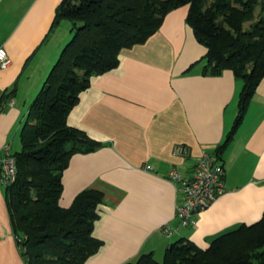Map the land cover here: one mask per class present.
I'll return each mask as SVG.
<instances>
[{
	"label": "crops",
	"instance_id": "obj_1",
	"mask_svg": "<svg viewBox=\"0 0 264 264\" xmlns=\"http://www.w3.org/2000/svg\"><path fill=\"white\" fill-rule=\"evenodd\" d=\"M61 1L0 0V48L11 60L0 70L2 91L20 90L32 99L43 85L73 34L68 21L50 34ZM188 10L170 12L144 44L120 53L116 68L92 77L67 117L69 126L103 144L74 154L62 176L61 207L85 189L104 193L93 232L102 246L85 264H126L147 253L161 262L174 242L188 239L206 249L219 235L264 214L263 78L222 154L224 194L194 225L184 227L176 218L182 197L168 175L176 169L190 177L195 160L224 142L242 86L231 70L204 73L207 49L186 22ZM8 113L0 112V151L12 154L15 122ZM180 148L185 153L177 154ZM8 212L0 186V264H26ZM166 225L172 227L169 236Z\"/></svg>",
	"mask_w": 264,
	"mask_h": 264
},
{
	"label": "trees",
	"instance_id": "obj_2",
	"mask_svg": "<svg viewBox=\"0 0 264 264\" xmlns=\"http://www.w3.org/2000/svg\"><path fill=\"white\" fill-rule=\"evenodd\" d=\"M184 6L189 8L187 24L207 49L204 73L231 70L242 84L233 127L212 152L223 160L264 78V0H62L50 34L68 21L72 38L31 104L33 120L21 132V152L13 154L18 177L4 188L26 264H85L102 246L93 235L102 191L85 189L68 208L60 206L62 176L71 157L103 145L69 126L67 117L92 77L116 68L124 49L144 44L170 12ZM9 101L3 91L0 112ZM126 264H264V214L219 235L206 249L181 239L170 244L161 262L147 253Z\"/></svg>",
	"mask_w": 264,
	"mask_h": 264
},
{
	"label": "built area",
	"instance_id": "obj_3",
	"mask_svg": "<svg viewBox=\"0 0 264 264\" xmlns=\"http://www.w3.org/2000/svg\"><path fill=\"white\" fill-rule=\"evenodd\" d=\"M11 60L7 51L0 48V70L9 67ZM0 89V96L2 95ZM13 105L12 101L7 103ZM4 108V107H3ZM177 154H183L184 149H177ZM147 169H151L147 166ZM18 177L17 160L8 152L0 151V186H7L16 182ZM168 178L175 184L177 193L182 197L177 205L176 218L184 227L196 223L197 215L212 205L225 192V167L222 161L218 160L210 152H204L195 160L193 173L185 177L181 172L172 169ZM172 227L166 225L164 232L169 236Z\"/></svg>",
	"mask_w": 264,
	"mask_h": 264
},
{
	"label": "rangeland",
	"instance_id": "obj_4",
	"mask_svg": "<svg viewBox=\"0 0 264 264\" xmlns=\"http://www.w3.org/2000/svg\"><path fill=\"white\" fill-rule=\"evenodd\" d=\"M68 23L69 22H67V25H69ZM249 25H250V23H247L246 28ZM70 26H71V24H70ZM62 48H64V47H62ZM44 81H45V79H44ZM44 81H42V83ZM41 87L33 95L32 99H31V95L28 94L27 92L22 93L19 90L17 92L13 91L10 93V91H8L9 97L14 100V105L11 107V109H8L9 107H7L6 108L7 110L5 109V111H4L5 114H6V112L9 111V113H8L9 117L7 119L15 122L14 130H13L12 135L10 136L9 141H8V143L11 144V153L12 154L19 153L22 150L21 132H22L24 126L26 125V123L29 121L31 122L33 120L31 115H30V107H31L33 100L39 94ZM12 110H15V111H12Z\"/></svg>",
	"mask_w": 264,
	"mask_h": 264
}]
</instances>
